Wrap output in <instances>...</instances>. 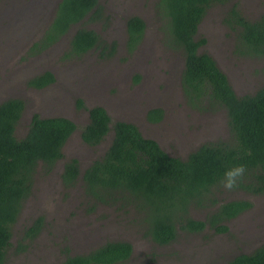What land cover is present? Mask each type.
<instances>
[{
  "label": "rangeland",
  "instance_id": "rangeland-1",
  "mask_svg": "<svg viewBox=\"0 0 264 264\" xmlns=\"http://www.w3.org/2000/svg\"><path fill=\"white\" fill-rule=\"evenodd\" d=\"M58 0H0V103L19 98L25 108L15 135L23 138L34 114L63 116L77 126L63 148L64 157L46 175L39 169L31 196L25 200L12 228L11 246L4 264H59L69 254H83L108 241H128L132 256L119 264H226L240 253H251L264 242V194L253 195L220 187V202L248 199L253 206L228 221L229 230L217 233L179 231L168 245H159L146 234V224L134 208L121 209L91 202L81 181L65 188L63 164L71 157L83 171L99 157L111 134L97 147L85 144L80 131L89 120L88 109L106 108L112 122L135 124L143 136L156 140L164 151L182 159L201 144L228 140L226 110H199L188 102L181 84L184 58L166 46L164 20L156 11L157 0H99L104 17L86 18L103 44L82 55L69 53L76 27L43 51L33 49L51 21ZM236 5L250 21L264 12V0H230L207 8L196 37L206 39L200 52L210 54L227 75L237 95L254 94L264 84V58L245 57L234 51L235 33L223 21ZM139 16L146 23L142 41L128 51L126 22ZM114 47V49H113ZM68 53V54H67ZM51 71L55 81L35 88L29 81ZM79 100L83 105H79ZM161 108L163 118L152 123L147 114ZM195 219H206L208 209L192 207ZM39 216L43 223L32 240L21 241L23 230ZM21 245V246H20Z\"/></svg>",
  "mask_w": 264,
  "mask_h": 264
},
{
  "label": "trees",
  "instance_id": "trees-1",
  "mask_svg": "<svg viewBox=\"0 0 264 264\" xmlns=\"http://www.w3.org/2000/svg\"><path fill=\"white\" fill-rule=\"evenodd\" d=\"M228 1L156 2V11L164 20V43L184 58L181 84L188 102L199 110L225 109L230 129L228 140L201 144L185 159L174 157L156 140L143 136L135 124L124 120L112 122L105 107L94 105L88 109L89 120L80 137L88 146L97 147L111 134L108 146L83 171L75 157L63 164L61 181L65 188L81 181L91 202L134 208L147 226V236L159 245L172 243L180 230L199 233L209 227L225 233L229 230L228 221L253 206L248 199L219 201L217 192L229 168L240 164L247 168L237 189L264 194V84L254 94L237 95L214 58L199 51L206 39L196 37L207 8ZM104 16L99 0H58L51 21L33 49H47L76 27L69 53L85 54L104 41L94 29L84 26V21ZM223 21L235 33V53L264 58V12L250 21L234 5ZM126 30L130 52L142 41L146 23L137 15L131 16ZM54 81V74L45 71L33 77L29 85L40 89ZM79 105H83L82 100ZM24 108V101L19 98L0 103V264L6 260L13 225L32 194L37 172L41 169L48 175L53 171L64 157V145L77 129L67 117L34 114L25 136L17 138L15 130ZM162 116L161 108H153L147 114L149 121H159ZM193 206L207 208L206 219H195L190 212ZM42 223V216L35 219L23 230L19 244L34 239ZM66 253L59 264H119L132 256L133 245L128 241H108L87 253ZM226 264H264V242L251 253L237 254Z\"/></svg>",
  "mask_w": 264,
  "mask_h": 264
},
{
  "label": "clouds",
  "instance_id": "clouds-1",
  "mask_svg": "<svg viewBox=\"0 0 264 264\" xmlns=\"http://www.w3.org/2000/svg\"><path fill=\"white\" fill-rule=\"evenodd\" d=\"M246 171L247 168L243 164L227 169L221 182L224 189L228 191L237 189L243 182Z\"/></svg>",
  "mask_w": 264,
  "mask_h": 264
},
{
  "label": "flooded vegetation",
  "instance_id": "flooded-vegetation-1",
  "mask_svg": "<svg viewBox=\"0 0 264 264\" xmlns=\"http://www.w3.org/2000/svg\"><path fill=\"white\" fill-rule=\"evenodd\" d=\"M163 118V117H162ZM162 120V119H161ZM161 120H159V121H151L152 123H158V122H160Z\"/></svg>",
  "mask_w": 264,
  "mask_h": 264
}]
</instances>
